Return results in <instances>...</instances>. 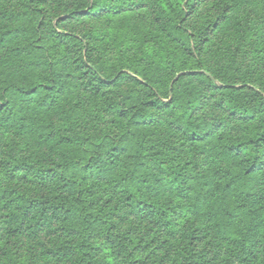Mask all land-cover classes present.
<instances>
[{
	"label": "trees",
	"instance_id": "obj_1",
	"mask_svg": "<svg viewBox=\"0 0 264 264\" xmlns=\"http://www.w3.org/2000/svg\"><path fill=\"white\" fill-rule=\"evenodd\" d=\"M0 264H264V0H0Z\"/></svg>",
	"mask_w": 264,
	"mask_h": 264
},
{
	"label": "rangeland",
	"instance_id": "obj_2",
	"mask_svg": "<svg viewBox=\"0 0 264 264\" xmlns=\"http://www.w3.org/2000/svg\"><path fill=\"white\" fill-rule=\"evenodd\" d=\"M179 74H180V73L176 74L175 79L178 77Z\"/></svg>",
	"mask_w": 264,
	"mask_h": 264
}]
</instances>
